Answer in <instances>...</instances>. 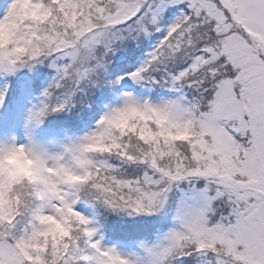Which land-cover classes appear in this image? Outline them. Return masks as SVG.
<instances>
[{
	"label": "snow or ice",
	"instance_id": "6c2138e0",
	"mask_svg": "<svg viewBox=\"0 0 264 264\" xmlns=\"http://www.w3.org/2000/svg\"><path fill=\"white\" fill-rule=\"evenodd\" d=\"M7 2L0 0V15ZM80 13L84 17L74 21ZM62 18L63 27L34 50L37 59L26 69L0 56V133L4 116L11 123L22 98L52 72L29 110V127L77 103L81 110L103 104L128 80L167 90L171 95L159 103L123 92L94 131L63 148L84 155L100 136L118 145L86 165L92 179L72 190L73 203L117 216L157 217L159 228L171 219L172 226L155 242L140 241L142 255L133 258L105 247L77 207L79 235L60 264H184L190 257L264 264V0H69ZM157 36L140 67L120 76L119 62L134 59ZM131 112L163 120L155 142L110 127L114 116ZM185 129L190 143L166 138ZM130 167L141 174L130 178ZM0 264H23L7 232L0 236Z\"/></svg>",
	"mask_w": 264,
	"mask_h": 264
},
{
	"label": "clouds",
	"instance_id": "9594fccd",
	"mask_svg": "<svg viewBox=\"0 0 264 264\" xmlns=\"http://www.w3.org/2000/svg\"><path fill=\"white\" fill-rule=\"evenodd\" d=\"M68 4L69 0H8L0 15V56L26 69L37 59L34 50L44 49L53 29L63 27ZM83 17V13L73 15V20ZM162 124L155 114L141 112L117 114L110 121L118 135L132 132L145 142L158 139L156 130ZM166 138L190 143L191 130L174 131ZM117 147L100 136L86 145L84 155L63 147L49 154L33 140L0 141V236L5 232L11 236L23 264H60L69 243L79 235L75 210L79 205L72 202L71 192L91 181L92 174L84 172L87 164L105 159L100 154ZM66 203H72V207L66 208ZM113 264L125 262L117 260Z\"/></svg>",
	"mask_w": 264,
	"mask_h": 264
},
{
	"label": "trees",
	"instance_id": "16d2710c",
	"mask_svg": "<svg viewBox=\"0 0 264 264\" xmlns=\"http://www.w3.org/2000/svg\"><path fill=\"white\" fill-rule=\"evenodd\" d=\"M157 39V38H156ZM156 39L147 41V46L143 47L142 50H137V55L134 59L123 60L119 62V75L123 76L126 72L130 71L134 67V64L140 60L146 58L148 55L151 46L155 44ZM152 42V45H150ZM115 63V62H114ZM47 71L51 72V69ZM55 73L52 72V75ZM31 77L33 74L28 73ZM52 75H49L46 79L40 81V86L38 89L32 91L31 93L38 99H40L43 91L47 88L48 84L51 83ZM29 76H21V78H28ZM116 77H114L115 79ZM124 84L116 85V90L109 93L108 99L103 104H96L94 107L84 108L81 110V105L76 104L70 111L50 115L42 125V130L45 133H60V132H70V134L82 135L85 133L90 126L93 125L95 118L98 117L100 113L103 112L105 105L113 103L122 93H123ZM143 87L136 86L137 91H142ZM99 92V89L95 90ZM169 92L165 89H152L151 94H149V99L156 100L163 98ZM151 95V97H150ZM22 102V101H21ZM20 106L16 109L18 111ZM97 120V119H96ZM78 133V134H77ZM130 178H135L141 174V170L132 171L130 168H126ZM96 214L98 217V222L100 228L105 236V238L111 243L116 244L120 243H134L140 241H150L152 237L165 232L172 226V221L169 219L168 226L159 228V219L153 217L148 221L137 220L133 221L132 218L127 216H117L114 214L107 213L103 208H96ZM105 217L107 218V227H103L105 223ZM211 258V257H210ZM184 264H207L205 259H198L197 257L186 258ZM212 264V262H211Z\"/></svg>",
	"mask_w": 264,
	"mask_h": 264
},
{
	"label": "rangeland",
	"instance_id": "374dc122",
	"mask_svg": "<svg viewBox=\"0 0 264 264\" xmlns=\"http://www.w3.org/2000/svg\"><path fill=\"white\" fill-rule=\"evenodd\" d=\"M158 39L159 36H157V39L154 40L155 44L157 43ZM147 44L148 43L145 44V47L147 46ZM150 45H152V42H150ZM154 46L153 45L151 46L149 53L153 50ZM147 57L148 55L146 56V58L135 63L134 67L130 69V71L126 72L123 76H127L128 73L135 72L136 69L140 67V65L144 62V60L147 59ZM27 76L29 75L27 74ZM136 86L138 85L133 83V81L128 80L127 84L124 85L123 92L131 91L138 99H149V94H151L152 88L143 87L142 91L139 92L136 90ZM170 95L171 94L168 93L163 98L156 100L154 99L153 102L158 103L161 100L168 98ZM121 96L119 97V99H116L112 104L105 105L103 112L100 113L97 118H95L93 125L90 126V128L85 133H83L82 135H75V134H70V132H60V133L52 132L48 134L42 130V125H39L38 127H29L27 123L29 110L32 108L33 105L38 104L40 100L39 98L37 99L32 93H30L26 97L22 98V102L19 105L20 109L18 111H15V113L13 114L11 123H9V117L7 115L4 116L5 127L3 132L0 133V141H5L8 143H14V142L24 143L26 142V140H33L37 143L38 147L43 148L49 154H54L60 151L64 145H68L70 143L76 142L81 138H83L84 136L91 133L92 131H94L96 129L97 121L104 115L107 109L109 107H115L121 103ZM130 169L132 171L138 170L136 168H131V167ZM78 210L82 211L83 215L87 216L90 220L93 221L94 226L97 227L99 230V235L103 237V243L105 247L113 248L116 251L120 252L122 255L130 256L133 258L142 255V251L139 248V242H134V243L118 242L116 244H111L105 238L100 228L95 209L89 207L88 205L81 204L78 206ZM130 218H132L133 221H137V220L148 221L153 217L137 216ZM170 228L168 230H165V232H161L160 234L155 235L154 237L151 238L150 241L147 242L157 241V239L161 238L165 233H167L170 230ZM204 259L207 264H211L212 258L208 257Z\"/></svg>",
	"mask_w": 264,
	"mask_h": 264
}]
</instances>
